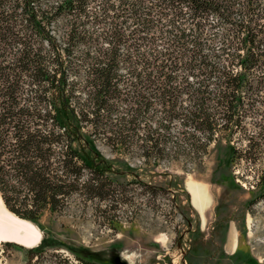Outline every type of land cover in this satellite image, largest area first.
Returning a JSON list of instances; mask_svg holds the SVG:
<instances>
[{"label": "trees", "instance_id": "1", "mask_svg": "<svg viewBox=\"0 0 264 264\" xmlns=\"http://www.w3.org/2000/svg\"><path fill=\"white\" fill-rule=\"evenodd\" d=\"M221 140L264 159V0H0V198L30 257L45 214L117 199L98 144L190 171Z\"/></svg>", "mask_w": 264, "mask_h": 264}, {"label": "rangeland", "instance_id": "2", "mask_svg": "<svg viewBox=\"0 0 264 264\" xmlns=\"http://www.w3.org/2000/svg\"><path fill=\"white\" fill-rule=\"evenodd\" d=\"M208 148L207 156L197 161L201 167L184 171L190 161L155 164L140 156L118 158L98 144L110 178L121 190L110 209L102 214L96 206L109 202L98 205L77 196L60 215L45 214L38 222L46 251L30 257L27 247L3 241L0 264H79L75 254L109 264H264V200L258 197L264 189L259 184L264 159L255 164L232 161L224 140ZM138 183L152 188L147 191ZM188 190L198 208L208 201L203 217ZM232 225L239 230V251L254 262L232 260L222 252L227 226ZM56 246L60 248L53 250Z\"/></svg>", "mask_w": 264, "mask_h": 264}, {"label": "bare ground", "instance_id": "3", "mask_svg": "<svg viewBox=\"0 0 264 264\" xmlns=\"http://www.w3.org/2000/svg\"><path fill=\"white\" fill-rule=\"evenodd\" d=\"M41 236L34 224L10 213L0 198V243L10 241L28 248L38 243Z\"/></svg>", "mask_w": 264, "mask_h": 264}, {"label": "crops", "instance_id": "4", "mask_svg": "<svg viewBox=\"0 0 264 264\" xmlns=\"http://www.w3.org/2000/svg\"><path fill=\"white\" fill-rule=\"evenodd\" d=\"M188 193L190 194L192 205L198 211V213H200V215L203 217L204 216L203 213H204V210H205V207H206L208 201L203 203V206L200 209L192 202V194L190 193L189 190H188ZM197 195H198V193L195 192L194 197H196V199H197ZM227 227L229 228L228 232L226 233V236L224 237V239L222 241V252L224 253V255L228 256L232 260H234L236 258H243L246 260L249 259L250 262H254V260H253V258H251V256H248L244 252L239 251V249H238V247H239L238 246L239 245V239H238L239 230L236 228V226L232 225V226H227ZM41 235H42V233H41ZM41 238H42V236H41ZM38 243H36L34 246L38 245Z\"/></svg>", "mask_w": 264, "mask_h": 264}]
</instances>
